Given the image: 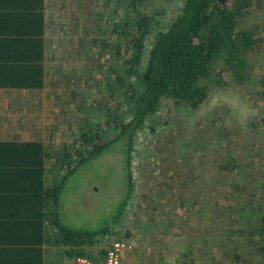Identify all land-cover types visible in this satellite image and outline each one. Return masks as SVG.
<instances>
[{"label":"rangeland","instance_id":"374dc122","mask_svg":"<svg viewBox=\"0 0 264 264\" xmlns=\"http://www.w3.org/2000/svg\"><path fill=\"white\" fill-rule=\"evenodd\" d=\"M182 3L146 0L143 10L154 18L155 28L147 50L154 34L173 21ZM47 14L48 84L35 92L0 90V137H38L58 154L67 146L84 147L81 137L91 134L93 124L103 125V112L129 116L131 100H124L118 86L116 65L122 64L114 49L119 47V21L130 16L124 0H48ZM240 26L259 33L247 67L250 76L233 80L219 62L209 83L210 95L199 109L163 101L137 136L135 190L115 227L113 217L127 184L121 145L89 158L64 181L60 203L49 206L50 217L58 215L65 225L80 230L112 227L110 236H100L87 247L91 253L98 255L120 241L128 245L123 264H177L187 235L203 232L206 213L218 212L216 188L229 187L234 193V185L241 184L255 199L264 197V112L255 95L264 73V8L243 17ZM110 131L109 126L106 132ZM183 147H189L188 153ZM185 157L200 161L201 169L184 174ZM72 159L73 164L78 161L76 155ZM55 176L54 172L48 178L54 181ZM225 224L219 222L217 228ZM51 242L46 262L70 263L65 248Z\"/></svg>","mask_w":264,"mask_h":264},{"label":"trees","instance_id":"16d2710c","mask_svg":"<svg viewBox=\"0 0 264 264\" xmlns=\"http://www.w3.org/2000/svg\"><path fill=\"white\" fill-rule=\"evenodd\" d=\"M145 2L124 0L130 17L119 21V47L114 49L122 64L116 65L118 86L124 100H131L127 118L116 111L108 115L101 111L103 125L93 124L91 134L81 137L85 146L74 150L67 146L58 154L51 153L42 139L0 137V264H45V245L51 241L64 247L73 260L79 256L104 260L113 243L98 255L87 247L100 236H110L111 228L121 221L136 185L133 151L137 136L163 101L199 109L210 95L209 83L219 62L233 80L250 76L247 67L259 33L241 27L240 22L261 11L264 0H183L173 21L154 34L149 50L147 41L155 28L154 18L143 10ZM48 26L47 0H0V90L35 92L47 86ZM255 95L264 112V73ZM116 143L124 155L127 184L113 217L115 225L80 230L65 225L58 215L50 217L49 206L60 203L67 177ZM183 148L188 153L189 147ZM73 155L78 158L75 164ZM181 163L184 174L201 169L194 158L185 157ZM234 186V193L229 187L215 189L218 212L206 213L203 232L187 235L177 264H264V197L255 199L241 184ZM196 197L189 200L191 205ZM197 203L201 207L200 200ZM219 222L226 224L217 228Z\"/></svg>","mask_w":264,"mask_h":264},{"label":"built area","instance_id":"2783aa9c","mask_svg":"<svg viewBox=\"0 0 264 264\" xmlns=\"http://www.w3.org/2000/svg\"><path fill=\"white\" fill-rule=\"evenodd\" d=\"M128 248V245L125 242H114L111 247L107 249V254L102 260L103 262L99 263L87 256H79L76 258V264H123L122 259L125 250Z\"/></svg>","mask_w":264,"mask_h":264},{"label":"crops","instance_id":"0c3cea01","mask_svg":"<svg viewBox=\"0 0 264 264\" xmlns=\"http://www.w3.org/2000/svg\"><path fill=\"white\" fill-rule=\"evenodd\" d=\"M47 2H48V0H47ZM2 91H4V90H2ZM33 139H39L38 137H36V138H33ZM49 172V171H48ZM50 231H52L53 233H56L55 231H56V229L55 228H52V229H50ZM51 244H53L52 242H49V243H47L46 245H45V264H48V262H46V256H47V252H48V246L49 245H51ZM57 246V245H56ZM53 249H56V248H52V251H53ZM48 255H49V253H48ZM75 263V260H71V262L69 263L68 262V264H74Z\"/></svg>","mask_w":264,"mask_h":264}]
</instances>
